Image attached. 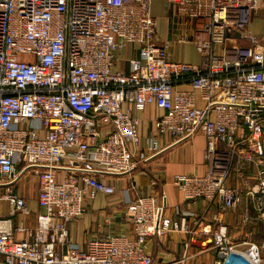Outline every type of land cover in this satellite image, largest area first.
<instances>
[{"label":"built area","instance_id":"1","mask_svg":"<svg viewBox=\"0 0 264 264\" xmlns=\"http://www.w3.org/2000/svg\"><path fill=\"white\" fill-rule=\"evenodd\" d=\"M152 1L0 0V203L9 204L0 215V264H153L148 237L189 232L155 196L128 202L132 238L105 235L80 249L65 223L85 212L86 198L112 195L109 177L161 152L166 135L205 138V171L173 175L186 200L239 208L237 184L252 163L245 195L256 215L245 208L242 218H264V35L248 30L257 0H161L173 9L168 39L157 34ZM232 34L250 44H231ZM174 41L191 44L199 62L172 58ZM129 44L136 55L115 70ZM152 105L162 113L143 136L130 108ZM28 173L42 211L31 228L21 220L18 240L10 217L30 208L14 188ZM213 218L212 264H264V238L233 243Z\"/></svg>","mask_w":264,"mask_h":264},{"label":"crops","instance_id":"2","mask_svg":"<svg viewBox=\"0 0 264 264\" xmlns=\"http://www.w3.org/2000/svg\"><path fill=\"white\" fill-rule=\"evenodd\" d=\"M151 13L157 19L159 38H171L170 22L173 9L161 0H153ZM248 30L257 39L264 35V0H257V9L251 13ZM229 42L243 46L250 44L237 34H232ZM134 48V45H127L115 63V70L128 69L127 60L136 55ZM168 52L178 61L195 64L200 60L195 48L186 42H171ZM180 87L189 88L188 84ZM130 112L140 119V132L146 136L153 133L152 119L160 116L162 110L152 105L146 106L143 111L130 108ZM242 132L246 131H239L238 134ZM160 142L163 148L161 152L139 162L126 174L109 177L115 186L112 195H99L84 200L85 212L65 223L72 244L85 249L90 240L105 235L132 238L134 236L132 218L127 211V204L143 196H155L157 200L165 203V214L177 220L184 218L189 230V232H169L160 237H148L145 242L146 251L151 255L153 264H212L216 257V251L210 241L214 213H218L219 219L227 226L231 242L248 239L259 244L264 238V218H252L250 221H243L242 218V211L245 208H248L252 215H256L245 195L247 182L253 180L255 166L249 163L244 172L243 183L237 184L241 195L239 208L221 212L218 200L208 202L197 198L188 201L173 184L174 174H202L205 171V138L202 133L196 132L191 138L180 141H173L166 135L161 137ZM236 183L237 180L231 175L228 184L234 186ZM14 191L26 199L30 208V213L27 215L16 214L10 217L13 234L19 240L25 237L24 232L16 230L21 220H24L26 227L31 228L36 223L38 213L42 211L37 202L36 177L31 173L21 175ZM176 208L180 209L179 212L175 211ZM8 214L9 204L2 201L0 215L8 216ZM262 255L264 257V252Z\"/></svg>","mask_w":264,"mask_h":264}]
</instances>
